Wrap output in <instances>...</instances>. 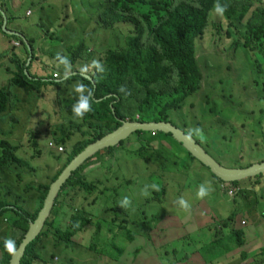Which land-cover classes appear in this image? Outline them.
<instances>
[{"label": "rangeland", "instance_id": "374dc122", "mask_svg": "<svg viewBox=\"0 0 264 264\" xmlns=\"http://www.w3.org/2000/svg\"><path fill=\"white\" fill-rule=\"evenodd\" d=\"M229 1L236 6L242 4L241 0ZM248 1L256 2L251 12L260 6L257 0ZM0 5L9 19L14 16L15 22L10 19L8 29L13 30L16 24L20 26L15 30L20 33V44L21 40L25 43L28 38L35 42L33 54L39 58L40 71L43 69L42 73L37 72L38 76L52 77L54 71L63 76V66L58 67L55 61L57 52H62L69 60L72 55L75 56V61L79 62L74 69L77 73L81 66L90 64L92 60L100 61L107 49L124 47L126 37L132 33L131 24L118 23L106 28L100 23L98 14L107 8L106 0H0ZM261 5L264 6V0ZM220 18L221 15L211 12L210 22L212 19L221 22ZM4 25L5 20L2 25L4 32L0 29V88L7 86L14 75L8 67L14 70L16 65L11 52L8 59L7 48L2 46L3 37L4 41L15 38L6 34ZM206 29L205 35L196 40L197 59L204 73L202 88L186 98L181 108L170 112V121L186 133L189 129L201 128L205 140L201 142L199 138H193L226 168L262 162L264 52L261 46L264 43L257 46V42L251 41V49L244 46L235 48L236 45H232L234 38L226 39L224 30L218 33L213 25H208ZM246 40L244 37L243 42ZM20 51L21 48L16 49V52ZM23 51L27 52L28 63L32 56H29L27 47ZM93 72L94 69H90L88 75ZM64 82L65 79L61 83L53 80L40 91L10 87L9 109L0 115V140L16 148L15 156L21 161L0 172V199L28 211L37 208L40 195L37 188L52 184L53 178L71 157L73 146L104 128L103 122H95L99 123V127L92 128L89 120L84 123V119H73L67 105L72 103V106L76 102L72 85L81 80H73L69 84ZM64 135H70V139L61 145ZM35 139L37 148L32 144ZM50 142L58 148L63 147L64 151L50 148ZM143 147L145 150L140 154L138 151ZM111 149L99 151L86 164L83 174L98 189L91 195L81 193L75 207L91 214L93 223H104L107 230L118 209L116 226L127 220L125 231L133 232L134 240L127 243L126 238L120 236L115 243L110 241L111 245L124 248L118 261H113L104 254L105 240H97L96 225L79 233L74 238L75 244L67 249L56 246L57 240L50 233L36 244L41 260L35 264H175L184 256L190 260L189 263L186 260L187 264H196L207 250L216 251L213 250L216 232L223 231L225 236L229 234L224 225L234 210L237 213L245 210L242 213L247 217L245 222L254 220L262 224L257 212L264 209V173L240 183V187L249 192L247 200L242 203L243 198L230 196L213 174L198 160L189 157L184 146L169 134L134 132L121 146ZM205 181L209 182L211 191L204 199H196V190ZM152 184L156 185V189L149 188V196L140 195L141 189ZM124 196L132 201L128 209L119 207V201ZM181 196L191 204L190 212L174 204ZM95 198L98 201L92 205ZM63 200L62 195L60 201ZM251 208L255 209L254 216L253 212H248ZM63 210L68 208L64 206L59 210L58 218L49 216L62 230L68 225L71 215L70 211L62 213ZM261 231L263 236L264 225ZM22 236L21 230L10 232L8 222L0 223V240L12 238L18 241ZM106 236L111 238L112 234ZM257 238L259 246H264V240ZM228 240L233 239L223 241L227 244ZM223 241L215 248H223ZM239 253L236 257L219 259L216 263L242 264Z\"/></svg>", "mask_w": 264, "mask_h": 264}, {"label": "trees", "instance_id": "16d2710c", "mask_svg": "<svg viewBox=\"0 0 264 264\" xmlns=\"http://www.w3.org/2000/svg\"><path fill=\"white\" fill-rule=\"evenodd\" d=\"M261 1L257 0L260 6L251 12L256 2L250 3L248 0H241L242 4L236 6L229 0H219V3L226 7L225 13L220 18L221 22L224 21L223 26L226 27L224 30L221 22L217 23L215 19L210 22V14L217 0H106L107 8H104L98 14L100 23L106 28H112L118 23L131 24L132 33L126 37L124 47L110 48L105 51L103 58L100 59L105 68L102 74L94 69L93 74L88 75L90 79L82 78L77 72L70 79L65 80L71 82L80 79L83 84L94 89L92 111L85 115L83 118L84 123L89 120L90 127L98 128L99 123L95 124V122H103L104 128L96 130L94 134L91 133V138L77 142L73 146L71 157L62 170L53 178L52 183L87 146L115 131L121 125V120L171 122L170 112L181 108L186 98L202 88L204 73L197 59L196 40L205 35L208 25H213L218 33L224 30L226 39L232 40L234 38L232 45L235 44V48L244 46L251 49V41L257 42V46L263 44L264 6L261 5ZM0 8L2 7L0 6ZM3 21L4 15L0 11V28ZM244 27L247 28L246 31L243 30ZM244 37L247 40L243 42ZM21 42L26 48V44L22 40ZM27 43L33 51L32 39L28 38ZM263 46H261L262 52H264ZM28 54L30 55L29 50ZM33 59H35V56L32 53ZM70 61L73 63L75 56L72 55ZM26 62V60L19 62L17 70L9 80V84L0 88V115L5 114L9 109L12 95L10 87H23L28 91H40L43 86H47L54 80V77L47 80L35 79L29 72ZM122 86L126 91H120ZM71 104L67 105L68 113H71ZM141 132L136 131V133ZM158 132L161 131H151L152 135ZM166 134L173 136L171 133ZM69 139L70 135H64L61 145H64ZM177 142L183 146L181 142ZM123 143L124 141L119 145L121 146ZM197 143L199 144L198 141ZM32 144L37 148V139ZM108 149L112 150L111 148ZM144 150L143 147L138 152L141 154ZM0 151V172L9 168L12 163H21L20 159L15 156L17 149L4 140H0ZM187 155L196 160L188 150ZM90 160L91 158L80 166L62 186L51 210V217L58 218L59 210L63 209L64 206L68 208L67 211L71 213L68 225L62 230L55 226V219L48 217L40 235L26 248L21 264H35L41 260L35 247L43 236L47 238L50 233L57 240L56 246H63L67 249L75 244L74 238L79 233L84 232L89 226L96 225L95 235L97 240H105L106 251L104 250V254L113 261H118L124 252V248L116 244L111 245L109 242L115 243L120 236L125 237L127 243L134 240V233L125 231L128 224L127 220L116 226L118 209L114 213L116 217L110 220L107 230L104 223H93L91 214L75 207L81 193L86 192L85 194L91 195L98 189L83 174V170ZM206 169L209 171L208 168ZM239 169H242V167ZM262 174L233 183H223L215 175L213 177L221 186L224 185L230 196L233 195L234 198L241 197L243 198L241 202L245 203L249 192L240 187V183L255 179ZM50 185H42L37 188L40 195L37 208L34 211L25 210L16 204L0 199V223L8 222L10 232L13 229L23 232L22 238L16 241L17 248L27 234L30 224L36 220L43 208ZM230 192H232V195ZM62 195L64 200L60 201ZM97 201L98 199L95 198L92 205H95ZM67 211L63 210L62 213ZM248 212L251 214L253 212L254 215L255 209L251 208ZM242 213L240 211L237 213L234 210L228 216L224 227L227 228L226 231L229 234L225 236L223 231L216 232L213 246L221 244V241L225 239L233 240L230 242L228 240L227 244H225L226 241H223V248L218 247L219 249H216L217 247L214 246L213 250H216L215 252H211L210 249L207 250L208 252L201 255L196 264H217L219 259H230L239 252L242 258L249 256L245 248L249 249L252 240L249 239V234L244 232L247 227L243 228L241 225L242 220L247 218ZM146 224H149V222H146ZM107 234H112V237L108 238ZM3 242L4 240H0V264H10L12 256L5 251ZM167 245L169 243L163 245V248ZM255 246L257 250L253 251V254L256 257L264 256V248L260 249L262 250L260 255L258 254V246L256 244ZM90 248L93 250L92 245ZM114 252L116 255H114ZM186 260L188 263L190 262L189 258L184 256L177 260L178 262L175 264H187Z\"/></svg>", "mask_w": 264, "mask_h": 264}, {"label": "water", "instance_id": "95a60500", "mask_svg": "<svg viewBox=\"0 0 264 264\" xmlns=\"http://www.w3.org/2000/svg\"><path fill=\"white\" fill-rule=\"evenodd\" d=\"M1 10L2 9L0 8V11ZM1 12L4 15L6 24L7 16L3 11ZM4 30L14 35L17 34V32L8 30L5 25ZM25 42L27 43V40ZM121 122V125L116 128L115 131L87 146L84 151H82L70 162L58 178L50 185L43 208L40 210L36 220L30 224L27 234L18 246L19 254L15 258H11L10 264H21L26 248L33 243L42 232L45 222L50 216L58 193L61 191L62 186L67 182L72 174L93 155L103 149L119 146V144L126 140L131 133L136 131H161L171 133L177 141L183 144V146L196 160L208 168L213 175L224 183H233L258 176L260 173H264V161L251 164L247 167H242V169H230L221 166L212 155H210L200 144L197 143L193 137L191 142H189L186 138V132L169 121L121 120Z\"/></svg>", "mask_w": 264, "mask_h": 264}, {"label": "clouds", "instance_id": "9594fccd", "mask_svg": "<svg viewBox=\"0 0 264 264\" xmlns=\"http://www.w3.org/2000/svg\"><path fill=\"white\" fill-rule=\"evenodd\" d=\"M226 11V7L224 5H221L219 3V0H217V3L213 6V12L218 15H223ZM7 16V15H6ZM20 42V41H19ZM55 61H57V66H63V79L67 80L72 77L75 73L72 71V65L71 61L67 56L62 54V52H57L55 55ZM90 69H95L98 73H103L105 71L104 65L99 60H92L90 64L81 66L79 69V74L84 79H90L88 76V73ZM57 72H54V74ZM53 74V77H54ZM59 77V74L57 77H54L55 79ZM121 92L126 91L124 86L120 89ZM72 92L76 95V102L72 105L71 112L73 119H83L86 114L90 113L92 111V103L94 98V89L90 87L89 85H85L81 82H76L72 85ZM195 136L203 142L205 140L203 130L201 128H194L189 129L186 133V138L191 142L192 137ZM199 162V161H198ZM222 166V165H221ZM233 169V168H232ZM210 171V170H209ZM224 183V182H223ZM149 188L156 189V185H146L143 189H141L140 195L142 196H149ZM222 189L224 188V185L221 186ZM211 191V187L209 182L205 181L201 183L195 193L196 199H204L206 196L209 195ZM232 195V194H231ZM233 196V195H232ZM132 204L131 199L128 196H124L119 201V207L121 209H128ZM174 204L181 210L185 212H190L191 210V204L187 199H185L183 196L178 197ZM243 222L241 225H245L246 222L242 220ZM245 228V227H243ZM4 249L5 251L15 258L19 254V249L17 248L16 241L12 238H5L4 242Z\"/></svg>", "mask_w": 264, "mask_h": 264}, {"label": "crops", "instance_id": "0c3cea01", "mask_svg": "<svg viewBox=\"0 0 264 264\" xmlns=\"http://www.w3.org/2000/svg\"><path fill=\"white\" fill-rule=\"evenodd\" d=\"M1 6V5H0ZM2 7V6H1ZM6 13V12H5ZM29 13V12H28ZM6 15H7V13H6ZM6 19H7V22H6V24H5V27L8 29L9 27H8V23H9V21H10V19L12 20V22L14 23L15 21V19H14V16H11L10 17V19L8 18V16L6 17ZM5 20V19H4ZM20 26L18 25V24H16V26H14V28H13V30H10V31H14V32H17V31H15V30H18V28H19ZM16 28V29H15ZM1 30H2V27L0 28ZM9 30V29H8ZM3 31V30H2ZM4 32V31H3ZM6 33V32H5ZM7 35H12V36H15V38H7L5 41H4V37L2 38V40H3V44H2V46H3V48H7V55H9V53L11 52V54L10 55H12L14 58H13V63L14 64H16L15 65V69L14 70H11L9 67H8V71L9 72H13V74L15 73V71L17 70V66H18V64H19V62H22V61H25V60H27L28 59V56H27V52H24L23 50H24V48H25V46H23L22 44H20V45H14V42L15 41H19L18 40V37L20 36V33L19 32H17V34L16 35H14V34H12V33H6ZM1 37V36H0ZM30 39H32V38H30ZM28 40V39H27ZM32 41H33V39H32ZM25 44H26V47L28 48V50H29V52H30V45L28 44V43H26L25 42ZM33 44H35V42L33 41ZM32 44V45H33ZM30 47V48H29ZM17 48H21V51L18 53V52H16V49ZM26 49V48H25ZM31 53H33V51L31 50ZM10 55L9 56H7V58L8 59H10ZM15 55V56H14ZM30 57L32 56V55H29ZM34 60H36L35 61V63L33 64V61ZM39 64H40V61H39V58L38 57H35V59H31V61H29L28 63H26V66H28V70H29V72H31L32 74H34V75H32V76H34V78L35 79H38V78H44V79H51V75H48V76H38L37 75V72L38 73H42L43 71V69L40 71V66H39ZM71 65H72V71H73V73H76L75 72V68L79 65V62L78 61H74L73 63H71ZM26 70H27V68H26ZM28 72V71H27ZM54 72H57L58 74H59V77L58 78H54V80L55 81H57V82H62L64 79H63V76L61 75V73L60 72H58V71H54ZM53 72V73H54ZM52 77H53V75H52ZM53 79V78H52ZM64 83H70V82H64ZM263 202V201H262ZM262 202H261V204H262ZM264 209L262 210H260V212H257V214L259 215V217L261 216V220H262V224L260 225V221H259V223H258V221H254V220H250L249 222H246V224L245 225H243V227H247L246 228V230L244 231V232H246L247 234H249L248 236H249V239L250 240H252V244H250V246H249V250L247 251V253L249 254V256L247 257L246 256V258H242V257H240V258H242V264H264V256H262L261 254H262V250H260L261 248H264V246H259V244H260V240L257 238V237H259V238H262L263 240H264V235L262 236L261 234H262V231H261V228L263 227V225H264ZM255 215V214H254ZM253 215V216H254ZM256 220H259V218H256ZM243 222V221H242ZM255 244L258 246V251H259V253L258 254H260L261 256L260 257H256L254 254H253V251H255V250H257V248H256V246H255ZM236 255H238V254H236ZM236 255L235 256H233V257H236ZM232 257V258H233ZM231 259V258H230Z\"/></svg>", "mask_w": 264, "mask_h": 264}, {"label": "built area", "instance_id": "2783aa9c", "mask_svg": "<svg viewBox=\"0 0 264 264\" xmlns=\"http://www.w3.org/2000/svg\"><path fill=\"white\" fill-rule=\"evenodd\" d=\"M29 13H30V12H29ZM19 44H20L19 41H15V42H14V45H16V46L19 45ZM57 76H58V74L55 73V74H54V77H57ZM49 147H50V148H57L59 152H63V151H64V148H63V147H59V148H58V146H56L54 142H50V143H49ZM230 193L232 194V192H230Z\"/></svg>", "mask_w": 264, "mask_h": 264}]
</instances>
